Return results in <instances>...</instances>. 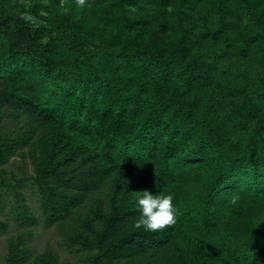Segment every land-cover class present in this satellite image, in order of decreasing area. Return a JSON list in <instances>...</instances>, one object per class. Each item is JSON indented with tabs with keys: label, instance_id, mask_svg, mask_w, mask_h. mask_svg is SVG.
<instances>
[{
	"label": "trees",
	"instance_id": "trees-1",
	"mask_svg": "<svg viewBox=\"0 0 264 264\" xmlns=\"http://www.w3.org/2000/svg\"><path fill=\"white\" fill-rule=\"evenodd\" d=\"M5 211L74 264H264V0H0ZM31 234L0 264H69Z\"/></svg>",
	"mask_w": 264,
	"mask_h": 264
},
{
	"label": "rangeland",
	"instance_id": "rangeland-1",
	"mask_svg": "<svg viewBox=\"0 0 264 264\" xmlns=\"http://www.w3.org/2000/svg\"><path fill=\"white\" fill-rule=\"evenodd\" d=\"M20 158L18 156H14L11 158L10 162L7 164V168L11 169L15 172L19 171L20 166L22 165V162L19 160ZM27 163L29 164V161L27 160ZM28 170H30V165H28ZM28 203L34 210V215L39 216V212L36 209V203L33 195H28ZM0 218L8 221L9 226L7 229L3 232H0V261L4 260V257L7 253V244L10 237L14 236L16 233L21 231V229H29L31 230L32 234L29 238H27V245L32 248L35 251L42 250L45 246H52L54 249L58 250L60 253V259L61 260H69V264H74L75 259L70 257L69 254H67V251H65L63 248L59 246V237L55 233V230L53 227H48L44 224L42 219L40 218L37 221L36 225H31L27 227H19L18 224L13 221L11 216L6 213V211L0 215Z\"/></svg>",
	"mask_w": 264,
	"mask_h": 264
}]
</instances>
